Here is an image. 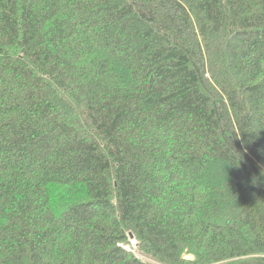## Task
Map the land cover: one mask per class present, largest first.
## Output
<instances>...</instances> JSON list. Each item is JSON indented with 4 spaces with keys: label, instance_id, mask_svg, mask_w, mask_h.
<instances>
[{
    "label": "trees",
    "instance_id": "trees-1",
    "mask_svg": "<svg viewBox=\"0 0 264 264\" xmlns=\"http://www.w3.org/2000/svg\"><path fill=\"white\" fill-rule=\"evenodd\" d=\"M136 253L264 264V0H0V264Z\"/></svg>",
    "mask_w": 264,
    "mask_h": 264
},
{
    "label": "rangeland",
    "instance_id": "rangeland-1",
    "mask_svg": "<svg viewBox=\"0 0 264 264\" xmlns=\"http://www.w3.org/2000/svg\"><path fill=\"white\" fill-rule=\"evenodd\" d=\"M133 245L135 246L136 242H133ZM136 254H138L140 259H142L143 261L147 262L148 264H160V263H157V262H155V261H153V260H151V259L139 254V253H136Z\"/></svg>",
    "mask_w": 264,
    "mask_h": 264
},
{
    "label": "water",
    "instance_id": "water-1",
    "mask_svg": "<svg viewBox=\"0 0 264 264\" xmlns=\"http://www.w3.org/2000/svg\"><path fill=\"white\" fill-rule=\"evenodd\" d=\"M133 237V236H132ZM184 259L185 260H187V261H194L195 260V258L193 257V256H188V255H186L185 257H184Z\"/></svg>",
    "mask_w": 264,
    "mask_h": 264
}]
</instances>
